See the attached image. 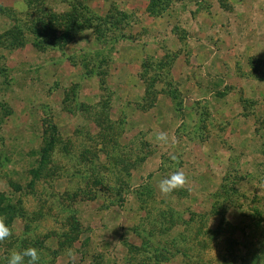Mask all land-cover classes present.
Segmentation results:
<instances>
[{
	"label": "rangeland",
	"instance_id": "374dc122",
	"mask_svg": "<svg viewBox=\"0 0 264 264\" xmlns=\"http://www.w3.org/2000/svg\"><path fill=\"white\" fill-rule=\"evenodd\" d=\"M155 1L0 0V34L42 7L90 24L0 45V198L22 213L0 264L30 247L37 264H264V0Z\"/></svg>",
	"mask_w": 264,
	"mask_h": 264
},
{
	"label": "trees",
	"instance_id": "16d2710c",
	"mask_svg": "<svg viewBox=\"0 0 264 264\" xmlns=\"http://www.w3.org/2000/svg\"><path fill=\"white\" fill-rule=\"evenodd\" d=\"M40 1L42 0H39V2ZM33 2L34 0H25L28 7ZM157 6L158 1L154 2V0H148L146 11L149 13H156L157 10L155 7ZM107 17L109 18V16ZM79 18H81V15L77 14L74 9L60 15H55L45 7L35 9L33 13H31V19L27 25L16 28L11 34L10 32L0 34V45L12 47L24 45L26 41L25 33H23L24 29V31L26 30V32L32 36V38H30V43L36 49L43 48L46 44H49L48 42L50 41L51 46H61L71 40L83 27H90L88 18H81V20ZM9 37H11V39ZM261 73L264 74L263 72ZM1 200L3 199L0 198V216L5 217L4 222L8 226V223L11 222L14 216L21 215L22 213L17 206ZM1 202L3 203L1 204Z\"/></svg>",
	"mask_w": 264,
	"mask_h": 264
},
{
	"label": "clouds",
	"instance_id": "9594fccd",
	"mask_svg": "<svg viewBox=\"0 0 264 264\" xmlns=\"http://www.w3.org/2000/svg\"><path fill=\"white\" fill-rule=\"evenodd\" d=\"M157 141L168 143V136L164 132L157 134ZM188 184V178L185 173L181 171H176L172 173L168 178L161 180L159 184L160 192L168 196L174 191L184 189ZM5 217L0 216V242L5 241L9 238L12 233L10 228L5 224ZM68 255L72 256L73 253L71 250H68ZM25 258L27 259V264H37L40 259L38 250L36 248H27L23 252H12L8 264H25Z\"/></svg>",
	"mask_w": 264,
	"mask_h": 264
}]
</instances>
